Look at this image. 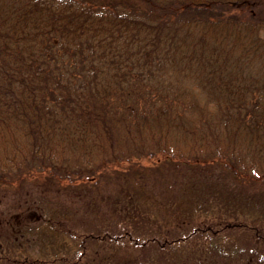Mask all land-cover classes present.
I'll return each instance as SVG.
<instances>
[{
    "label": "trees",
    "instance_id": "1",
    "mask_svg": "<svg viewBox=\"0 0 264 264\" xmlns=\"http://www.w3.org/2000/svg\"><path fill=\"white\" fill-rule=\"evenodd\" d=\"M146 150L264 179V0H0L1 181Z\"/></svg>",
    "mask_w": 264,
    "mask_h": 264
},
{
    "label": "rangeland",
    "instance_id": "2",
    "mask_svg": "<svg viewBox=\"0 0 264 264\" xmlns=\"http://www.w3.org/2000/svg\"><path fill=\"white\" fill-rule=\"evenodd\" d=\"M166 156L101 180L0 179V264H264V179Z\"/></svg>",
    "mask_w": 264,
    "mask_h": 264
}]
</instances>
